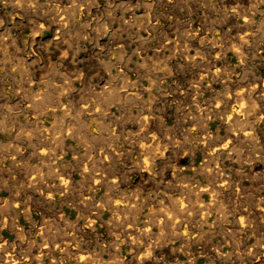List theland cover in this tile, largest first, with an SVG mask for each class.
Wrapping results in <instances>:
<instances>
[{"label": "rangeland", "instance_id": "1", "mask_svg": "<svg viewBox=\"0 0 264 264\" xmlns=\"http://www.w3.org/2000/svg\"><path fill=\"white\" fill-rule=\"evenodd\" d=\"M263 82L264 0H0L1 264H264Z\"/></svg>", "mask_w": 264, "mask_h": 264}, {"label": "bare ground", "instance_id": "2", "mask_svg": "<svg viewBox=\"0 0 264 264\" xmlns=\"http://www.w3.org/2000/svg\"><path fill=\"white\" fill-rule=\"evenodd\" d=\"M47 14H48V13H47ZM245 16H246V15H245ZM250 17H251V16H250ZM38 18H40V17H38ZM40 19H41V18H40ZM250 19H251V18H250ZM41 20H42V19H41ZM43 23H44V22H43ZM36 27H37V26H36ZM241 32H242V31H241ZM180 36H181V35H180ZM247 36H248V35H247ZM206 37H207V36H206ZM246 39H247V38H246ZM182 40H183V39H182ZM181 42H182V41H181ZM184 45H185V44H184ZM247 45H248V44H247ZM188 54H189V53H188ZM207 55H208V54H207ZM64 59H65V58H64ZM108 63H109V62H108ZM109 64H110V63H109ZM106 66H107V65H106ZM71 67H72V66H71ZM220 67H221V66H220ZM192 72H194V71H192ZM219 73H220V72H219ZM225 73H226V72H225ZM230 79H231V78H230ZM196 80H197V79H196ZM198 81H199V80H198ZM245 81H246V78H245ZM236 83H237V82H236ZM254 83H255V82H254ZM263 83H264V82H263ZM230 84H231V83H230ZM255 84H256V83H255ZM255 84H253L251 87H254ZM208 85H209V84H208ZM228 85H229V84H228ZM238 85H239V84H238ZM195 86H196V85H195ZM258 86H259V85H258ZM258 86H257V87H258ZM238 87H239V86H238ZM198 88H199V87H198ZM209 88H210V87H209ZM227 88H228V87H227ZM227 88H226V91H228ZM235 88H237V87H235ZM113 89H114V88H113ZM201 89H202V88H201ZM231 89H232V88H231ZM239 89H241V88H239ZM242 89H243V88H242ZM254 89H255V88H254ZM258 89H259V88H258ZM224 90H225V87H224ZM229 91H230V90H229ZM232 91H233V90H232ZM246 91H247V90H246ZM244 92H245V91H244ZM247 92H248V91H247ZM252 92H253V91H252ZM237 93H238V92H237ZM245 93H246V92H245ZM114 95H115V94H114ZM234 95H235V93H234ZM234 95H233V96H234ZM240 95H241V94H240ZM248 95H250V94L248 93ZM248 95H247V99H248V97H249ZM244 96L246 97V95H244ZM226 97H227V96H226ZM231 97H232V96H231ZM236 97H237V96H236ZM238 97H239V96H238ZM242 97H243V96H242ZM228 98H229V97H228ZM239 98H240V97H239ZM230 99H231V98H230ZM233 99H234V98H233ZM236 100H237V99H236ZM241 100H242V99H241ZM218 103H219V102H218ZM229 103H230V102H229ZM222 104H223V103H222ZM236 104H237V103H236ZM248 104H249V103H248ZM216 105H217V104H216ZM219 105H220V104H219ZM234 105H235V104H234ZM223 106H224V104H223ZM243 106H244V105H243ZM257 106H258V105H257ZM207 107H208V106H207ZM226 107H227V105H226ZM241 107H242V106H241ZM251 107H252V106H251ZM64 108H65V107H64ZM215 108H216V107H215ZM221 108H222V107H221ZM227 108H228V107H227ZM231 108H233V107H231ZM248 109H249V108H248ZM240 110H241V109H240ZM249 110H250V109H249ZM229 111H230V110H229ZM243 111H244V110H243ZM231 112H232V111H231ZM238 112H239V111H238ZM245 112H246V111H245ZM247 112H248V111H247ZM232 113H233V112H232ZM223 114H224V113H223ZM239 114H240V112H239ZM246 114H247V113H246ZM57 116H58V115H57ZM231 116H232V115H231ZM235 116H236V115H235ZM239 116H240V115H239ZM247 116H248V115H247ZM249 116H250V115H249ZM223 117H224V116H223ZM243 117H244V114H243ZM153 118H154V117H153ZM230 118H231V117H230ZM237 118H238V117L236 116V119H237ZM143 119H144V118H143ZM234 119H235V118H234ZM251 120H252V119H251ZM230 121H231V120H230ZM235 121H236V120H235ZM235 121H234V122H235ZM248 122L251 123L252 121L250 122L249 119H248ZM248 122H247V123H248ZM78 123H79V122H78ZM89 124H90V123H89ZM152 124H153V123H152ZM230 124H231V123H230ZM245 124H246V122L244 123V125H245ZM63 125H64V124H63ZM63 125H62V126H63ZM245 128H247V126H246ZM250 128H251V127H250ZM247 129H248V128H247ZM241 130H243V129H241ZM251 130H253V129H251ZM78 131H79V130H78ZM82 131H83V130H82ZM245 131H246V130H245ZM248 131H249V130H248ZM145 132H146V131H145ZM250 133H251V132H250ZM250 133H249V134H250ZM153 134H154V133H153ZM113 135H114V134H113ZM239 135H240V134H239ZM150 136H151V135H150ZM191 136H192V135H191ZM242 136H243V134H242ZM245 136H246V135H245ZM248 136H249V135H247V137H248ZM251 136H252V135H251ZM167 137H168V136H167ZM243 137H244V136H243ZM153 138H154V137H153ZM238 138H239V137H238ZM245 138H246V137H245ZM250 138H251V137H250ZM256 138H257V137H256ZM83 139H84V138H83ZM107 139H108V138H107ZM148 139H149V138H148ZM151 139H152V137H150V140H151ZM150 140H149V141H150ZM181 141H182V140H181ZM255 141H256V140H255ZM263 141H264V140H263ZM40 143H41V142H40ZM228 143H229V142H228ZM201 144H202V143H201ZM145 145H146V144H145ZM222 145H223V144H222ZM261 145H262V144H261ZM168 146H169V145H168ZM224 146H225V144H224ZM224 146H223V147H224ZM214 148H215V146H214ZM216 148H217V147H216ZM254 148H255V147H254ZM253 150H254V149H253ZM95 151H96V150H95ZM110 152H111V151H110ZM73 153H74V152H73ZM55 154H56V153H55ZM106 154H108V153H106ZM112 155H113V154H112ZM183 155H184V154H183ZM258 155H259V154H258ZM227 157H228V156H227ZM238 159H240V158H238ZM75 160H76V159H75ZM107 160H108V159H107ZM145 160H146V159H145ZM143 161H144V160H143ZM151 163H152V162H151ZM221 163H223V162H221ZM104 164H105V162H104ZM104 164H103V165H104ZM191 164H192V163H191ZM229 164H230V163H229ZM112 165H113V164H112ZM112 165H111V166H112ZM80 166H81V165H80ZM95 166H96V165H95ZM205 166H206V165H205ZM96 167H98V166H96ZM84 168H85V167H84ZM100 168H101V167H100ZM78 169H79V168H78ZM96 169H97V168H96ZM103 169H104V168H103ZM210 171H211V170H210ZM89 172H91V171H89ZM64 173H65V172H64ZM64 173H63V174H64ZM100 173H101V172H100ZM102 173H103V172H102ZM162 173H163V172H162ZM202 173H203V171H202ZM211 173H212V172H211ZM60 174H61V173H60ZM97 174H98V173H97ZM104 174H105V173H104ZM100 175H101V174H100ZM100 175H98V176H100ZM195 175H196V174H195ZM81 176H82V175H81ZM168 176H169V175H168ZM188 176H189V175H188ZM207 176H208V175H207ZM113 177H114V176H113ZM164 177H165V176H164ZM190 177H191V176H190ZM66 178H67V177H66ZM69 178H70V177H69ZM87 178H88V177H87ZM96 178H97V177H96ZM103 178H104V177H103ZM221 178H222V177H221ZM223 178H226V177H224V175H223ZM223 178H222V179H223ZM100 179H101V178H100ZM217 179H218V178H217ZM60 180H61V179H60ZM65 180H66V179H65ZM87 180H88V179H87ZM94 180H95V179H94ZM111 180H113V179H111ZM111 180H110V181H111ZM208 180H209V179H208ZM228 180H229V179H228ZM98 181H99V180H98ZM155 181H156V180H155ZM197 181H198V180H197ZM93 182H94V181H93ZM102 182H104V181L102 180ZM115 182H116V181H115ZM226 182H227V181H226ZM226 182H225V183H226ZM228 182H229V181H228ZM57 183H58V182H57ZM85 183L87 184L88 181L85 182ZM85 183H84V184H85ZM95 183H96V181H95ZM95 183H94V184H95ZM98 184H99V182H98ZM112 184H113V181H112ZM160 184H161V183H160ZM59 185H61V184H59ZM59 185H58V186H59ZM65 185H66V184H65ZM65 185H63V186H65ZM88 185H89V184H88ZM102 185H103V184H102ZM106 185H107V184H106ZM208 185H209V184H208ZM208 185H207V186H208ZM218 185H219V184H218ZM107 186H108V185H107ZM220 186H221V185H220ZM223 186H224V184H223ZM104 187H105V186H104ZM108 187H109V186H108ZM58 188H59V187H58ZM60 188H61V187H60ZM93 188H94V187H93ZM110 188H111V187H110ZM220 188H221V187H220ZM98 189H99V188H98ZM112 189H113V186H112ZM207 189H208V188H207ZM210 189H211V188H210ZM48 190H49V189H48ZM64 190H66V189H64ZM94 190H95V189H94ZM100 190H101V189H100ZM52 191H53V190H52ZM49 192H50V191H49ZM105 192H106V191H105ZM105 192H104V193H105ZM50 193H51V192H50ZM209 193H210V192H209ZM46 194H47V193H46ZM107 194H108V197H109V196H110V195H109L110 193H107ZM133 194H134V193H133ZM47 195H49V194H47ZM65 195H66V194H65ZM195 195H196V194H195ZM217 195H218V194H217ZM67 196H68V195H67ZM95 196H96V195H95ZM114 196H115V194H114ZM196 196H197V195H196ZM211 196H212V195H211ZM11 197H12V196H11ZM111 197H113V196H111ZM111 197H109V198H111ZM89 198H90V197H89ZM91 198H92V197H91ZM180 198H181V197H180ZM189 198H190V196H189ZM194 198H195V197H194ZM196 198H197V197H196ZM84 199H85V198H84ZM99 199H100V198H99ZM192 199H193V198L191 197V200H192ZM211 199H212V198H211ZM85 200H86V199H85ZM96 200H97V199H96ZM103 200H104V197H103V199H102L101 201L103 202ZM115 200H116V199H115ZM173 200H174V199H173ZM180 200H181V199H180ZM182 200H183V197H182ZM182 200H181V201H182ZM189 200H190V199H189ZM88 201H89V200H88ZM93 201H94V200H93ZM98 201H99V200H98ZM101 201H99V203H100ZM117 201H118V199H117ZM119 201H120V200H119ZM199 201H200V199H199ZM215 201H216V200H215ZM91 202H92V201H91ZM121 202H122V201H121ZM172 202H173V201H172ZM183 202H184V200H183ZM107 203H108V201H107ZM113 203H114V202H113ZM194 203H195V202H194ZM207 203H208V202H207ZM82 204H83V203H82ZM97 204H98V203H97ZM97 204H96V205H97ZM116 204H117V203H116ZM169 204H170V203H169ZM171 204H172V203H171ZM173 204H174V203H173ZM191 204H192V203H191ZM258 204H259V203H258ZM89 205H90V204H89ZM108 205H109V204H108ZM156 205H157V203H156ZM176 205H177V204H176ZM199 205H200V204H199ZM86 206H87V205H86ZM97 206H98V205H97ZM134 206H135V205H134ZM168 206H169V205H168ZM181 206H183V205H181ZM89 207H90V206H89ZM91 207H92V205H91ZM108 207H109V206H108ZM118 207H119V206H118ZM123 207H124V206H123ZM169 207H170V206H169ZM80 208H81V207H80ZM167 208H168V207H167ZM172 208H173V205H172ZM205 208H206V207H205ZM262 208H263V207H262ZM206 209H207V208H206ZM208 209H209V208H208ZM208 209H207V210H208ZM80 210H81V209H80ZM92 210H93V209H92ZM121 210H122V208H121ZM158 210H159V209H158ZM169 210H170V209H169ZM171 210H172V209H171ZM177 210H179V209H177ZM180 210H181V209H180ZM182 210H183V209H182ZM190 210H191V209H190ZM83 211H84V210H83ZM149 211H150V210H149ZM159 211H160V210H159ZM162 211H163V210H162ZM172 211H173V210H172ZM252 211H253V210H252ZM263 211H264V210H263ZM0 212H1V211H0ZM85 212H86V211H85ZM85 212H84V213H85ZM93 212H94V211H93ZM177 212L179 213V211H177ZM177 212H176V213H177ZM90 213H91V212H90ZM148 213H150V212H148ZM155 213H157V212H155ZM161 213H162V212H161ZM163 213H164V212H163ZM172 213H173V212H172ZM248 213H249V212H248ZM91 214H92V213H91ZM96 214H97V213H96ZM169 214H170V213H169ZM258 214H259V213H258ZM260 214H261V213H260ZM0 215H1V213H0ZM7 215H8V214H7ZM152 215H153V214H152ZM155 215H156V214H155ZM173 215H174V214H173ZM176 215H177V214H176ZM84 216H85V214H84ZM89 216H90V215H89ZM91 216H92V215H91ZM259 216H260V215H259ZM8 217H9V216H8ZM86 217H87V215H86ZM98 217H100V215H99ZM120 217H121V216H120ZM238 217H239V216H238ZM241 217H242V216H241ZM125 218H127V217H125ZM128 218H129V216H128ZM134 218H135V217H134ZM151 218H152V217H151ZM151 218H150V219H151ZM156 218H157V217H155V219H156ZM86 219L89 220L88 218H86ZM163 219L166 220L165 218H163ZM41 220H42V219H41ZM87 220H86V222H87ZM123 220H124V219H123ZM127 220H128V219H127ZM127 220H126V221H127ZM156 220H157V219H156ZM171 220H172V219H171ZM4 221H5V220H4ZM169 221H170V220H169ZM243 221H244V220H243ZM11 222H12V221H11ZM147 222H148V221H147ZM160 222H161V221H160ZM246 222H247V221H246ZM91 223H92V222H91ZM107 223H108V222H107ZM150 223H151V221H150ZM87 224H88V223H87ZM94 224H95V223H94ZM112 224H113V223H112ZM113 225H114V224H113ZM146 225H147V224H146ZM159 225H160V224H159ZM69 226H70V225H69ZM74 226H75V225H74ZM74 226H73V227H74ZM87 226H88V225H87ZM103 226L105 227V225H103ZM131 226H132V225H131ZM241 226H242V225H241ZM107 227H108V226H107ZM113 227H114V226H113ZM243 227H244V226H243ZM69 228H70V227H69ZM74 228H76V227H74ZM74 228H73V229H74ZM94 228H95V227H93V229H94ZM117 228H118V227H117ZM128 228H129V227H128ZM147 228H148V227H147ZM200 228H201V227H200ZM42 229H43V228H42ZM112 229H115V227L112 228ZM145 229H146V228H145ZM145 229H144V230H145ZM164 229H165V228H164ZM76 230H77V228H76ZM118 230H119V229L116 230V231H117V232H116L117 234H118ZM154 230H155V229H154ZM169 230H170V229H169ZM21 231H22V230H21ZM42 231H43V230H42ZM77 231H78V230H77ZM124 231H125V230H124ZM124 231H123V232H124ZM170 231H171V230H170ZM184 231H185V230H184ZM191 231H193V230L191 229ZM74 232H76V231H74ZM106 232H107V231H106ZM112 232H113V231H112ZM129 232H130V231H129ZM86 233H87V232H86ZM108 233H109V232H108ZM131 233H132V232H131ZM191 233H192V232H191ZM69 234H70V233H69ZM80 234H81V233H80ZM129 234H130V233H129ZM142 234H143V233H142ZM177 234H178V233H177ZM180 234H181V233H180ZM180 234H178V235H180ZM18 235H19V234H18ZM61 235H62V234H61ZM125 235H127V233H126ZM183 235H184V234H183ZM183 235H181V236H183ZM54 236H55V235H54ZM54 236H53V237H54ZM57 236H58V235H57ZM57 236H56V237H57ZM64 236H66V235H64ZM127 236H128V235H127ZM56 237H55V238H56ZM72 237H73V236H72ZM72 237H71V238H72ZM96 237H97V235H96ZM98 237H99V236H98ZM122 237H124V236L122 235ZM178 237H179V236H178ZM192 237H193V236H192ZM18 238H19V237H18ZM58 238H59V237H58ZM66 238H67V237H66ZM187 238H188V237H186V239H187ZM201 238H203V237H201ZM51 239H53V238H51ZM51 239H50V240H51ZM78 239H79V238H78ZM181 239H182V238H181ZM56 240H57V239H56ZM68 240H69V239H68ZM112 240H113V238H112ZM179 240H180V239H179ZM192 240H193V239H192ZM1 241H2V240H1ZM1 241H0V242H1ZM54 241H55V240H54ZM62 241H65V240H62ZM94 241H95V240H94ZM128 241H129V240H128ZM194 241H195V240H194ZM5 242H6V241H5ZM45 242H46V241H45ZM58 242H59V240H58ZM60 242H61V239H60ZM60 242H59V243H60ZM95 242H96V241H95ZM114 242H115V241H114ZM114 242L112 241V244H113ZM190 242H191V241H190ZM244 242H245V241H244ZM52 243H53V242H52ZM52 243H51V244H52ZM59 243H58L57 245H59ZM64 243H65V242H64ZM64 243H62V244H64ZM67 243H68V242H67ZM67 243H66V244H67ZM70 243H71V241H70ZM70 243H69V244H70ZM97 243H98V242H97ZM110 243H111V242H110ZM115 243H116V242H115ZM129 243H130V242H129ZM187 243H188V242H187ZM205 243H206V242H205ZM205 243H204V244H205ZM19 244H20V243H19ZM45 244H46V243H45ZM47 244H48V243H47ZM62 244H61V245H62ZM130 244H131V243H130ZM185 244H186V242H185ZM199 244H200V243H199ZM75 245H76V244H75ZM77 245H78V243H77ZM93 245H94V244H93ZM96 245H97V244H96ZM98 245H99V244H98ZM107 245H108V244H107ZM183 245H184V244H183ZM262 245H263V244H262ZM0 246H2V245H0ZM5 246H6V245H5ZM48 246H49V245H48ZM52 246H54V245L52 244L51 247H52ZM66 246H67V245H66ZM132 246H133V245H132ZM132 246H131V247H132ZM181 246H182V245H181ZM186 246H187V245H186ZM76 247L78 248V246H76ZM107 247H108V246H107ZM111 247H112V245H111ZM120 247H121V246H120ZM203 247H204V246H203ZM43 248H44V247H43ZM43 248H42V249H43ZM48 248H49V247H48ZM62 248H63V246H62ZM84 248H85V247H84ZM88 248H89V247H88ZM117 248H118V247H117ZM162 248H163V246H162ZM199 248H200V247H199ZM0 249H1V251H2V248H0ZM6 249H8V248H6ZM50 249H51V248H49L48 250H50ZM65 249H66V248H64V250H62V254L64 253L63 251H65ZM85 249H86V248H85ZM102 249H103V248H102ZM102 249H101V250H102ZM131 249H132V248H131ZM171 249L173 250V248H171ZM201 249H202V248H201ZM43 250H45V249H43ZM48 250H46V251H48ZM52 250H53V249H52ZM54 250H55V249H54ZM67 250H68V249H67ZM86 250H87V249H86ZM109 250H110V249H109ZM136 250H137V249H136ZM163 250H164V248H163ZM163 250H162V251H163ZM9 251H10V250H9ZM30 251H31V250H30ZM110 251H111V250H110ZM128 251H129V250H128ZM173 251H174V250H173ZM28 252H29V251H28ZM50 252H51V251H50ZM56 252H57V251H56ZM65 252H66V251H65ZM85 252H86V251H85ZM108 252H109V251H108ZM114 252H116V251H114ZM114 252H113V253H114ZM208 252H209V251H208ZM230 252H231V251H230ZM0 253H2V252H0ZM4 253H5V252H4ZM10 253H11V252H10ZM17 253H18V252H17ZM82 253H83V252H82ZM113 253H112V254H113ZM135 253H136V251H135ZM150 253H151V252H150ZM5 254H6V253H5ZM7 254H8V253H7ZM11 254H12V253H11ZM60 254H61V253H60ZM67 254H68V253H67ZM67 254H66V255H67ZM70 254H72V252H71ZM93 254H94V253H93ZM96 254H97V253H96ZM107 254H109V253H107ZM110 254H111V252H110ZM119 254H120V253H119ZM132 254H133V253H132ZM148 254H149V253H148ZM253 254H254V253H253ZM0 255H1V254H0ZM17 255H18V254H17ZM29 255H30V254H28V257H29ZM41 255H42V254H41ZM41 255H40V256H41ZM44 255H46V254H44ZM80 255H81V256H79V257H80V260L82 261V263H83V262H87V261H91V260H92V254H90L89 252H86V253H84V254H80ZM113 255H114V254H113ZM135 255H136V254H135ZM137 255H139V254H137ZM143 255H144V254H143ZM143 255H142V256H143ZM149 255H150V254H149ZM7 256H8V255H7ZM11 256H12V255H11ZM30 256H31V255H30ZM32 256H33V255H32ZM32 256H31V257H32ZM36 256H38V255H36ZM51 256H52V255H51ZM62 256H63V255H62ZM96 256H97V255H96ZM100 256H101V255H100ZM116 256L118 257V254H117ZM132 256H134V255H132ZM147 256H148V255H147ZM263 256H264V255H263ZM20 257H21V256H20ZM60 257H61V256H60ZM63 257H64V256H63ZM111 257H112V256H111ZM111 257L109 256V258H111ZM113 257H114V256H113ZM130 257H131V256H130ZM2 258H3V257H1V259H2ZM16 258H17V257H16ZM36 258H37V257H36ZM71 258H72V257H71ZM94 258H95V257H94ZM138 258H139V257H138ZM153 258H154V257H153ZM260 258H261V257H260ZM7 259H8V258H7ZM7 259H6V260H7ZM9 259H11V257H10ZM30 259H31V258H30ZM38 259H39V258H38ZM68 259H69V258H68ZM75 259H76V258H75ZM97 259H98V258H97ZM100 259H101V258H100ZM127 259H128V258H127ZM129 259H130V258H129ZM132 259H133V258H132ZM140 259H141V258H140ZM143 259H144V258H143ZM145 259L147 260V258H145ZM18 260H19V259H18ZM24 260H25V259H24ZM34 260H35V259H34ZM64 260H65V259H64ZM101 260H102V259H101ZM101 260L99 261L100 263H101ZM124 260H125V259H124ZM146 260H145V261H146ZM153 260H154V259H153ZM13 261H14V260H13ZM19 261H20V260H19ZM28 261H29V260H28ZM30 261H31V260H30ZM52 261H53V260H52ZM94 261H95V260H94ZM112 261H113V260H112ZM114 261H115V260H114ZM136 261H137V260H136ZM143 261H144V260H143ZM143 261H142V262H143ZM262 261H263V260H262ZM6 262H7V261H6ZM15 262H16V261H15ZM21 262H22V261H21ZM9 263H10V262H9V260H8V264H9ZM13 263H14V262H13ZM19 263H20V262H19ZM75 263H76V262H75ZM118 263H119V262H118ZM138 263H139V262H138ZM143 263H144V262H143ZM0 264H1V262H0ZM5 264H6V263H5ZM35 264H36V263H35ZM37 264H38V263H37ZM67 264H68V263H67ZM77 264H78V263H77ZM92 264H93V263H92ZM103 264H104V263H103ZM105 264H106V263H105ZM107 264H109V263H107ZM114 264H116V263H114ZM156 264H157V263H156ZM237 264H238V263H237ZM256 264H258V263H256Z\"/></svg>", "mask_w": 264, "mask_h": 264}]
</instances>
